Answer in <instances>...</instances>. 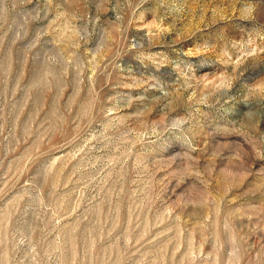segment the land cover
<instances>
[{
  "label": "rangeland",
  "instance_id": "obj_1",
  "mask_svg": "<svg viewBox=\"0 0 264 264\" xmlns=\"http://www.w3.org/2000/svg\"><path fill=\"white\" fill-rule=\"evenodd\" d=\"M0 264H264V0H0Z\"/></svg>",
  "mask_w": 264,
  "mask_h": 264
}]
</instances>
